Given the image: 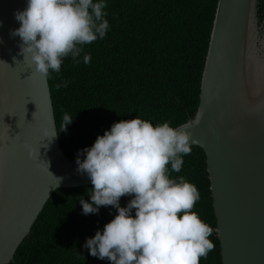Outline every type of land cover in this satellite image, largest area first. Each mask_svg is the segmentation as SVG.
Here are the masks:
<instances>
[{"label": "water", "instance_id": "water-1", "mask_svg": "<svg viewBox=\"0 0 264 264\" xmlns=\"http://www.w3.org/2000/svg\"><path fill=\"white\" fill-rule=\"evenodd\" d=\"M27 0H0V264H11L58 189L92 185L60 145L48 75L11 30ZM259 0H219L189 127L201 147L223 264H264V20ZM183 125V124H182ZM54 128L50 143L41 128ZM48 143L47 147H44ZM25 144L37 152L29 157ZM39 150V152H38Z\"/></svg>", "mask_w": 264, "mask_h": 264}, {"label": "trees", "instance_id": "trees-1", "mask_svg": "<svg viewBox=\"0 0 264 264\" xmlns=\"http://www.w3.org/2000/svg\"><path fill=\"white\" fill-rule=\"evenodd\" d=\"M218 1L104 0L109 22L105 37L80 46L75 60L68 56L58 73H48L60 145L67 157L76 161L79 155L83 160L81 150L121 120L138 116L153 126L167 122L178 127L195 116ZM258 17L264 20V0H259ZM85 55L91 56L88 64ZM65 114L72 123L62 130ZM191 148L189 155H182L180 172L168 165L169 176L184 177L197 187L200 199L192 211L213 228L208 238L215 248L200 264H223L206 154L199 146ZM91 188L56 190L11 264H110L84 247L117 215L112 206L83 214L79 202H90L86 193ZM132 198L122 197L120 206L126 207Z\"/></svg>", "mask_w": 264, "mask_h": 264}, {"label": "clouds", "instance_id": "clouds-1", "mask_svg": "<svg viewBox=\"0 0 264 264\" xmlns=\"http://www.w3.org/2000/svg\"><path fill=\"white\" fill-rule=\"evenodd\" d=\"M105 7L104 0H27L26 8L14 13L20 26L10 35L22 41L19 54L29 67L34 65L46 77L49 70L60 71L64 58L75 60L80 46L105 37ZM90 60V55L83 58L85 64ZM63 121L62 130L72 123L66 114ZM188 127L167 122L153 126L136 116L113 123L90 148L81 150L84 159L77 156V171L92 184L86 193L90 202H79L83 214H97L102 206L117 210L102 232L86 240L91 256L110 264H200L214 250L208 238L213 228L192 211L200 199L197 187L184 177L169 176L168 165L180 172L182 155L192 151ZM41 133L48 143L56 135L48 127ZM25 147L29 157L38 154L31 145ZM124 196L133 198L121 207Z\"/></svg>", "mask_w": 264, "mask_h": 264}]
</instances>
